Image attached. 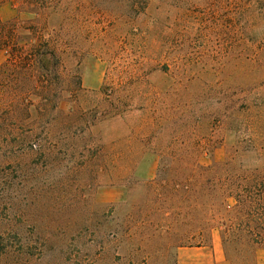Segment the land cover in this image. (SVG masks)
<instances>
[{
    "label": "rangeland",
    "instance_id": "rangeland-1",
    "mask_svg": "<svg viewBox=\"0 0 264 264\" xmlns=\"http://www.w3.org/2000/svg\"><path fill=\"white\" fill-rule=\"evenodd\" d=\"M0 21V264L224 263L223 230L264 234V0Z\"/></svg>",
    "mask_w": 264,
    "mask_h": 264
},
{
    "label": "trees",
    "instance_id": "trees-1",
    "mask_svg": "<svg viewBox=\"0 0 264 264\" xmlns=\"http://www.w3.org/2000/svg\"><path fill=\"white\" fill-rule=\"evenodd\" d=\"M0 25H1V21H0ZM3 48L4 47H0V49H3ZM39 48L36 50L37 52H39L38 53L39 57H41L45 55V51L43 50L41 51V49ZM41 66L44 68L42 63H41ZM253 194L254 193H252V196H250V198L253 201V203H251L249 207L251 210L250 212L253 211L252 212L253 217H255V214H256L259 220H261L262 218L259 215L264 216V213H263L264 208L261 209L257 207V204L259 205V203L255 201ZM256 199L258 198L256 197ZM237 200H238V203L243 202V205H244L245 201L248 199L244 200L243 198H241L242 202L238 198ZM254 204H256L255 207L253 206ZM241 224L242 223L237 224V226ZM222 243L224 246L226 257L231 262V264H258L257 259H256V252L258 248L264 247V234H262L258 230L251 229V228L244 229V228L238 227V229H233V230L225 229L223 230V233H222Z\"/></svg>",
    "mask_w": 264,
    "mask_h": 264
},
{
    "label": "crops",
    "instance_id": "crops-1",
    "mask_svg": "<svg viewBox=\"0 0 264 264\" xmlns=\"http://www.w3.org/2000/svg\"><path fill=\"white\" fill-rule=\"evenodd\" d=\"M257 251L259 252L258 254L264 255V249H258ZM215 264H231V263L229 261H227V260L224 263L219 261V260H216ZM258 264H260L259 263V259H258Z\"/></svg>",
    "mask_w": 264,
    "mask_h": 264
}]
</instances>
